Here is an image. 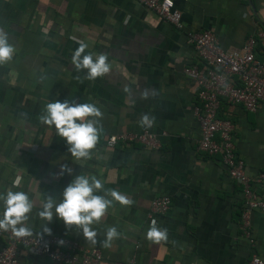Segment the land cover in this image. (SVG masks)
Wrapping results in <instances>:
<instances>
[{"label":"crops","instance_id":"obj_1","mask_svg":"<svg viewBox=\"0 0 264 264\" xmlns=\"http://www.w3.org/2000/svg\"><path fill=\"white\" fill-rule=\"evenodd\" d=\"M171 1L181 13V30L132 0H0V27L16 50L11 62L0 65V195L27 193L34 205L27 225L44 235L46 221L37 215L44 197L59 201L75 176H95L134 202H113L92 226L97 244L55 216L47 226L51 235L98 249L99 264H246L249 247L239 238L236 217L240 189L219 157L196 150L197 89L182 69L199 64L186 32L209 31L221 49H236L264 32V0ZM79 41L94 59L107 53L109 74L89 81L86 71H74ZM145 89L152 94L142 99ZM66 99L95 103L104 114L89 160L73 161L65 141L39 120L47 103ZM143 114L155 117L147 130L139 123ZM216 117L232 124L234 155L245 174L264 172V107L247 112L220 98ZM142 131L157 136V149L104 144L108 136ZM65 163L72 174L58 177ZM158 196L169 197V210L149 217V203ZM3 210L0 201V216ZM153 219L168 229L167 242L146 239ZM112 226L120 238L106 248L102 241ZM250 227L264 262V213L252 211ZM19 250L23 264H52Z\"/></svg>","mask_w":264,"mask_h":264},{"label":"built area","instance_id":"obj_2","mask_svg":"<svg viewBox=\"0 0 264 264\" xmlns=\"http://www.w3.org/2000/svg\"><path fill=\"white\" fill-rule=\"evenodd\" d=\"M132 1L175 29H182L181 13L171 0ZM185 38L199 63L182 69L183 75L191 79L197 89L198 104L192 108L198 127L196 150L207 156L219 157L227 176L239 187L242 198L239 238L249 247L246 264H264L256 252L250 227L251 212L264 213V172L253 176L245 174L243 161L234 155L232 124L216 117L220 98L228 104L241 106L247 112H255L258 105L264 107V60L254 57V48L257 42L264 41V32L256 31L240 47L231 50L221 49L209 31H188ZM117 143L149 149L159 147L157 136L147 131L112 135L104 141L106 147ZM169 207V197H155L149 203V217L164 215ZM36 234L30 238H15L11 232H0L3 242L0 264H23L18 259L19 249L29 255L43 257L52 264H99L101 261L100 251L96 248L83 249L57 235Z\"/></svg>","mask_w":264,"mask_h":264},{"label":"clouds","instance_id":"obj_3","mask_svg":"<svg viewBox=\"0 0 264 264\" xmlns=\"http://www.w3.org/2000/svg\"><path fill=\"white\" fill-rule=\"evenodd\" d=\"M78 48L71 57V65L75 72H85L83 79L95 81L109 74L111 65L108 63L107 53L98 54L95 59L91 53H86L88 45L79 41ZM15 47L9 42V36L0 27V65H5L12 61L15 54ZM77 79H80L78 76ZM125 92L130 89L125 88ZM149 89L141 93L142 99H147L151 95ZM103 112L95 103H76L73 100H55L47 103L39 120L53 127L56 135L66 143L67 151L73 161H86L91 159V153L95 149L99 133L98 125L103 119ZM155 122V117L143 114L140 119V126L145 130L151 128ZM65 173L72 174V168L67 163L60 167L58 177ZM3 202V214L0 216V232H11L15 238H30L34 232L27 225L33 212V202L24 191H8L6 195H0ZM118 202L122 206H131L134 202L126 195L115 189H105L102 181L95 176L77 175L64 188L62 198L57 199L52 196H45L42 209L37 215L46 223L42 225L44 235H51V229L47 226L55 216L65 226H73L82 231L86 242L95 246L97 244V232L93 229L94 224H99L106 215L107 210L113 206V202ZM36 235L40 236L41 232ZM120 238V233L115 226L106 230L105 239L102 241L104 247H111L115 239ZM146 239L155 244L167 242L168 229L162 228L153 219L146 232ZM62 243V241H61Z\"/></svg>","mask_w":264,"mask_h":264},{"label":"trees","instance_id":"obj_4","mask_svg":"<svg viewBox=\"0 0 264 264\" xmlns=\"http://www.w3.org/2000/svg\"><path fill=\"white\" fill-rule=\"evenodd\" d=\"M254 57L260 61H263L264 60V47L259 45V43L257 42L255 48H254ZM218 111V110H217ZM216 115H217V112H216ZM241 210H242V206L239 210L238 213H236V217L238 218V223H239V226H240V213H241Z\"/></svg>","mask_w":264,"mask_h":264},{"label":"water","instance_id":"obj_5","mask_svg":"<svg viewBox=\"0 0 264 264\" xmlns=\"http://www.w3.org/2000/svg\"><path fill=\"white\" fill-rule=\"evenodd\" d=\"M249 1V0H248Z\"/></svg>","mask_w":264,"mask_h":264}]
</instances>
